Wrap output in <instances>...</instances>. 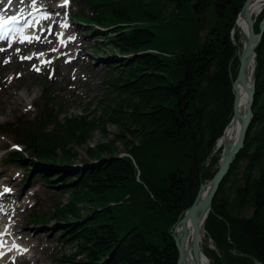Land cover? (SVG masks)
Masks as SVG:
<instances>
[{
  "label": "trees",
  "instance_id": "16d2710c",
  "mask_svg": "<svg viewBox=\"0 0 264 264\" xmlns=\"http://www.w3.org/2000/svg\"><path fill=\"white\" fill-rule=\"evenodd\" d=\"M245 1L212 0L195 14L193 0H86L89 15L72 13L105 38L94 50L106 44L120 54L110 64L117 72L106 81L100 114L62 120L54 92L45 88L44 109L34 121L0 124L12 128L26 150L3 159L67 194L66 203L35 218L63 221V240L76 242L67 264H178L169 231L201 182L219 169V155L207 160L232 117L231 38ZM263 18L264 9L257 32ZM256 53L253 121L205 224L219 251H204L219 264L264 263V36ZM208 95L203 123L209 141L188 199L199 117L195 99L203 104ZM109 123L118 128L115 137L90 145L92 161L78 163L71 145H89L98 130L108 137Z\"/></svg>",
  "mask_w": 264,
  "mask_h": 264
},
{
  "label": "rangeland",
  "instance_id": "374dc122",
  "mask_svg": "<svg viewBox=\"0 0 264 264\" xmlns=\"http://www.w3.org/2000/svg\"><path fill=\"white\" fill-rule=\"evenodd\" d=\"M31 2L33 3V1ZM34 3L37 4V2ZM38 5L51 7L48 14L53 17V21L56 23L55 30L39 41L14 46L11 50L18 54L16 58L6 56L8 52H0L5 56L2 61L9 63L4 69L0 68V91L5 87L1 79L5 74H8L10 87L20 93H26L28 96L26 102L19 109H12L0 101V124L14 123L18 126H26L28 121H34L44 109L42 93L45 87L53 91L56 99H59L64 106L65 111L61 112L59 108L60 119L81 114H88L90 117L98 116L107 86L106 81L117 72V69L110 65L117 62L114 57L118 56L116 51L106 44L99 51L94 50L96 42L105 43V38L90 30L91 27L87 22L69 18L72 13L85 15L91 13L86 0H67V3L65 0H39ZM204 18L206 22L209 20L206 14ZM60 24L68 26L71 30L62 28ZM50 26L51 24L47 23L42 28L50 30ZM96 29L101 32L106 28L96 27ZM58 31L63 33L61 42L58 38ZM68 40L69 43L66 42ZM51 48L56 52L48 55L47 49ZM32 51L36 54L35 59L29 61L26 58ZM62 52L64 54L61 61L67 65L64 75L57 73L54 64H43L46 61L50 62ZM2 61H0V67L3 64ZM56 73L58 78L55 76ZM50 128H54V125H49L48 129ZM7 129L11 131L0 126V182L10 183L6 185L5 189L12 193L11 198L15 200L14 204L20 206L17 210L18 217L14 220L17 228L22 230V235L26 236L24 238L25 245L21 244L20 246L28 248L27 252L34 256L33 264H67L66 255L75 250L76 242L73 239L63 240L65 236L61 232L63 221L56 218H51L43 223L35 220L36 217L46 218L56 206L66 203L67 194L47 186L40 177L30 178L31 176L27 175L21 164L3 159L13 148H16L13 129ZM107 130L109 131L108 137L98 130L89 145L83 147L72 145L77 148L79 153L78 163L82 164L84 161L90 160L86 154V149L90 145L113 139L118 132V128L110 123L107 125ZM119 147L120 150H124L122 144H119ZM23 153L26 155V151ZM4 202L1 200L0 203ZM79 205H83V203H79ZM13 212L14 209H11L10 215ZM34 234H38V236L33 237ZM201 246L205 251L207 248L218 251L216 243L207 231L202 234ZM9 258L11 257L7 256V258L1 259L0 264H7L6 261ZM18 263L21 264V262Z\"/></svg>",
  "mask_w": 264,
  "mask_h": 264
},
{
  "label": "water",
  "instance_id": "95a60500",
  "mask_svg": "<svg viewBox=\"0 0 264 264\" xmlns=\"http://www.w3.org/2000/svg\"><path fill=\"white\" fill-rule=\"evenodd\" d=\"M212 0H196L193 3L194 13L198 14L199 9H204L211 4ZM251 2L252 0H246L239 14L244 13L248 20V43L246 49L241 57L240 69L238 72L237 79L232 84V89L234 92L233 99V118L231 122L240 123V132L238 140L225 151V155L220 159L219 169L214 175V177L208 181H202L201 186L196 196L194 202L186 210H184L172 225L169 231L170 237L174 241V246L178 253V264H205L202 261V249H201V239L202 234L206 230L205 224L206 219L213 207L214 199L218 193L220 185L223 183L225 177L228 175L231 165L235 162L238 154L245 147V142L247 138L248 131L251 127L254 113L253 107L255 102L256 95V80H255V71L257 66L256 60V49L260 44L264 36V18L260 22V31L257 32L255 28L256 20L253 17L251 11ZM255 57V68L253 70L252 79L248 75L249 68V58ZM240 80L248 93V105L244 113L239 109V91L237 87V81ZM202 91V88H199ZM209 96H207V99ZM196 101V99H195ZM210 105V102L207 100L203 105L196 103V110L199 113L198 117V131L200 133V138L195 141V158L194 164L190 171V179L188 186V199L191 198L196 178V165L201 158V150L205 147V138L204 131L205 125L203 124L204 115ZM228 124V126L231 124ZM227 126V127H228ZM224 136V134H223ZM222 136V137H223ZM221 137V138H222ZM220 138V139H221ZM124 154V153H123ZM120 154L119 156H121ZM206 191V193H204ZM188 221L191 222L193 226V237H192V259H189L186 252V241L188 234ZM179 227L182 228L180 235L175 236L174 233H177ZM218 264V263H213ZM253 264H264L259 260H255Z\"/></svg>",
  "mask_w": 264,
  "mask_h": 264
},
{
  "label": "bare ground",
  "instance_id": "6f19581e",
  "mask_svg": "<svg viewBox=\"0 0 264 264\" xmlns=\"http://www.w3.org/2000/svg\"><path fill=\"white\" fill-rule=\"evenodd\" d=\"M196 0H193V3ZM212 3V1H211ZM211 5V4H210ZM209 5V6H210ZM244 5V4H243ZM207 8V7H206ZM205 9V8H204ZM264 9V0H252L251 2V11L253 13V17L256 20V22L259 19V16L261 15L262 11ZM194 10V9H193ZM37 11V10H35ZM42 11H38L37 15H39V17H41L42 13H39ZM45 12V11H44ZM199 13V10H198ZM51 16L49 15H45L42 21H45L47 18H50ZM256 28V27H255ZM65 29L71 30L70 28L65 27ZM248 20L245 16L244 13H241L238 15L237 21H236V26L232 32V43L233 46L236 47V51H235V55L233 58L230 59V64H229V75H230V80L232 82V84L234 83V81L237 79L238 76V72H239V67H240V62H241V57L242 54L244 53L247 43H248ZM53 30L49 33H47L46 31H43V34H52ZM61 31L59 32L58 37L61 38ZM69 43V40L68 42ZM48 51V55H52L51 53H55V49L51 48L50 50L47 49ZM8 55V57H18V54L16 52H13L11 50L8 51V53H6ZM63 52L61 54H57L56 57L52 60H50V62H47L48 64H54V66L56 67L57 73L60 75H64L66 72V66L62 61H61V57L63 56ZM5 58L4 55H2V53H0V61H2ZM249 68H248V75L249 77L252 79V74H253V70L255 68V57H252L251 59L249 58ZM2 66L0 68L4 69L5 67L8 66V62L5 63L2 61ZM56 73V78H58ZM9 77L8 74H5L3 76V78L1 79V81L4 83L5 87L3 88L2 91H0V101L4 104L7 105L9 107H11L12 109H19L20 106H22L24 104V102H26L25 100L27 99V95L26 93H20L16 90H14L13 88H11L10 84L8 83ZM203 83H201L200 88L203 89ZM237 87H238V91H239V109L242 113L245 112L247 105H248V93L246 91V89L244 88L242 82L240 80L237 81ZM46 88V87H45ZM44 88V89H45ZM48 91L47 89L43 90L42 93V98L44 96V94H46ZM50 91V90H49ZM233 92V89H232ZM234 94V92H233ZM209 96V95H208ZM200 98H196V103H200ZM210 102V99H207ZM206 100V101H207ZM205 101V102H206ZM56 102L58 103L56 106L57 111L59 110L60 106L62 105V102L59 101V99H56ZM204 102V103H205ZM203 103V104H204ZM201 104V105H203ZM63 106V105H62ZM211 106V102L209 107ZM208 107V108H209ZM65 111L64 109L61 110ZM197 112V110H196ZM207 112V111H206ZM198 113V112H197ZM233 113H234V109L232 112V117L229 121V123L231 122L232 118H233ZM199 114V113H198ZM206 114V113H205ZM228 123V124H229ZM204 124V123H203ZM227 124V126H228ZM225 127L224 129V136L220 139L218 138L216 140V143L211 151V153L208 156V164L211 161V158L213 156L219 155L220 159H222L225 155V151L232 145V143H236V141L238 140V136H239V132H240V123L237 122H231V124L228 127ZM196 139L200 138V133L198 131V126L196 128ZM204 138H205V147L204 149L207 147L208 145V141H209V137L206 133V131H204ZM73 145V144H72ZM71 145V146H72ZM202 149V150H204ZM202 150H201V156H202ZM127 152H124V155H127ZM129 155V154H128ZM195 158V156H194ZM201 159V158H200ZM92 160H87L84 161V163L87 162H91ZM194 164V163H193ZM219 165H220V160H219ZM193 166V165H192ZM192 168V167H191ZM191 171V169H190ZM190 171H189V175H190ZM190 179V177H189ZM195 183H196V178H195ZM10 183L7 181H2L0 182V202L1 200H4V203H0V224L3 225V232L0 235V260L7 258V256H10L11 258H9L6 262L7 264H19L18 262H21V264L27 263V264H33L35 261L34 256L30 255L27 250L28 249H22L18 242H23L25 241L24 238H26L25 235H22V230H19L16 226V223L14 222V220L18 217V211L20 206L19 205H15V200H13L11 198L12 193L10 191H6V185H9ZM201 186V184H200ZM195 187V185H194ZM221 187V185H220ZM219 187V189H220ZM194 191V190H193ZM219 191V190H218ZM204 193H206V191H204ZM11 209H14V212L10 215L11 213ZM16 209V210H15ZM188 225V234H187V241H186V252H187V256L189 259H192V237H193V226L191 224L190 221H188L187 223ZM182 231V228L179 227L177 233H174L175 236L180 235V232ZM38 234H34L33 237H37ZM7 245H10V249H5V247ZM202 249V261L205 264H213L212 259L204 252L203 248ZM12 253L14 255H12ZM2 255H4V258L1 257Z\"/></svg>",
  "mask_w": 264,
  "mask_h": 264
},
{
  "label": "snow or ice",
  "instance_id": "6c2138e0",
  "mask_svg": "<svg viewBox=\"0 0 264 264\" xmlns=\"http://www.w3.org/2000/svg\"><path fill=\"white\" fill-rule=\"evenodd\" d=\"M65 2L67 3V0H65ZM6 191H9V190H6Z\"/></svg>",
  "mask_w": 264,
  "mask_h": 264
}]
</instances>
